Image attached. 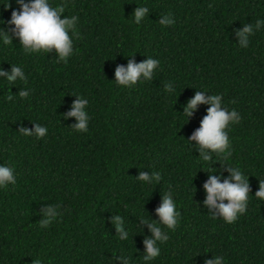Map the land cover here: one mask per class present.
<instances>
[{"label": "trees", "instance_id": "1", "mask_svg": "<svg viewBox=\"0 0 264 264\" xmlns=\"http://www.w3.org/2000/svg\"><path fill=\"white\" fill-rule=\"evenodd\" d=\"M0 264H264V0H0Z\"/></svg>", "mask_w": 264, "mask_h": 264}]
</instances>
